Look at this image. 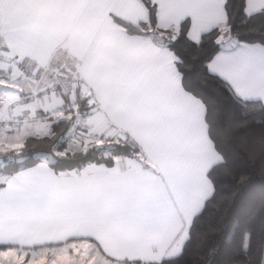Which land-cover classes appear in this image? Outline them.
<instances>
[{
  "label": "snow or ice",
  "instance_id": "snow-or-ice-1",
  "mask_svg": "<svg viewBox=\"0 0 264 264\" xmlns=\"http://www.w3.org/2000/svg\"><path fill=\"white\" fill-rule=\"evenodd\" d=\"M0 264H264V0H0Z\"/></svg>",
  "mask_w": 264,
  "mask_h": 264
}]
</instances>
